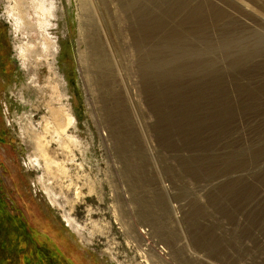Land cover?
I'll list each match as a JSON object with an SVG mask.
<instances>
[{"label": "rangeland", "instance_id": "rangeland-1", "mask_svg": "<svg viewBox=\"0 0 264 264\" xmlns=\"http://www.w3.org/2000/svg\"><path fill=\"white\" fill-rule=\"evenodd\" d=\"M54 4L47 64L0 0V264H264V0Z\"/></svg>", "mask_w": 264, "mask_h": 264}, {"label": "bare ground", "instance_id": "bare-ground-1", "mask_svg": "<svg viewBox=\"0 0 264 264\" xmlns=\"http://www.w3.org/2000/svg\"><path fill=\"white\" fill-rule=\"evenodd\" d=\"M8 4L6 14L14 23V32L21 35L23 32L27 34L35 35L37 44L33 45V41L31 42L30 37L26 34L27 43L25 47L23 45L20 46V55L26 60H38L44 59L48 64V59L54 56L55 51V43L52 41L50 37L49 30L52 27L51 20L55 18V10L56 6L54 4V0H5ZM29 38V41L28 39ZM31 43V44H30ZM262 41H259L255 50L259 48ZM229 42L225 41L223 44V48L227 49ZM214 47H207L205 50L206 54L213 53ZM196 52V51H195ZM196 54H198L196 52ZM36 62V61H35ZM209 67L212 66V63L208 61L206 64ZM51 67V65H50ZM51 114V113H50ZM51 118L57 123V118L59 116L55 115V113L51 114ZM52 123L50 120H46L43 126L44 131H48L51 129ZM59 131V127H56L53 130V135ZM32 136V140L35 143L36 150L39 154V158L42 159L44 165L47 168V172L51 171V167H60L56 163H54L48 155V148H45L42 143V138L35 134L33 131L30 132ZM63 133V131H61ZM143 239L144 234H142ZM142 250H146V244L143 245ZM148 249V248H147ZM149 251V249L147 250Z\"/></svg>", "mask_w": 264, "mask_h": 264}, {"label": "trees", "instance_id": "trees-1", "mask_svg": "<svg viewBox=\"0 0 264 264\" xmlns=\"http://www.w3.org/2000/svg\"><path fill=\"white\" fill-rule=\"evenodd\" d=\"M177 104H178V101H177ZM190 142H187V141L184 140L183 144L184 145H188L190 147L200 146V145H198L199 143H196V142H195V144H193L194 142L192 140H190ZM189 165L191 167H193L199 173H200V171H202V173H207L210 170H212V167H213L212 162L206 161V160H204L202 158H199V157H196L193 160L189 161ZM25 256L28 257V255H24V257ZM3 261L6 262V263H4ZM3 261L1 260L2 264H13V263H10L11 261L8 262L7 259H4Z\"/></svg>", "mask_w": 264, "mask_h": 264}]
</instances>
